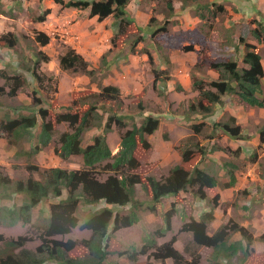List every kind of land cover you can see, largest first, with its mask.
<instances>
[{
  "label": "trees",
  "instance_id": "obj_1",
  "mask_svg": "<svg viewBox=\"0 0 264 264\" xmlns=\"http://www.w3.org/2000/svg\"><path fill=\"white\" fill-rule=\"evenodd\" d=\"M19 1L12 0L15 6H18ZM179 1L184 7L190 3L197 4L193 9L200 19L204 17L201 14L202 10L208 11L216 7L212 16L224 12L223 6L215 3L201 5L198 4L199 0ZM53 2L61 9L85 10L88 8L89 17H96L98 21L112 18L111 45L113 47L117 45L120 37L128 36V29L131 26L139 34L131 42L129 53L135 54L136 47L144 40L147 29L137 26L127 12L130 0H70L66 3L64 0H53ZM167 4L170 14H172L171 2ZM49 14L50 10L46 9L33 21L45 22ZM0 15L7 16L6 12L2 10H0ZM169 15L168 17H170ZM252 22L254 25L257 24L256 28H249L248 35L241 37L239 27L250 26ZM235 27L239 31V43L243 46L240 60L237 56L227 57L221 62L208 63L206 58H202L204 52L205 55H208L206 48L202 47L198 51L200 59L194 67L199 69L207 65L208 69L218 74V78L216 80L209 78L210 81L207 82L197 78L192 79V91L196 92L198 97L188 106V116L199 115L202 119H206L214 115L217 107L225 105L223 97L235 98L239 103H243L249 108L264 109L262 85L264 69L260 49L246 42L247 38L257 44L264 45V23L256 20L238 23L235 24ZM157 31L164 32V28L152 31L151 36H156ZM33 40L44 47L50 43L51 39L47 34L35 31ZM18 42V37L11 32L0 35L1 48L12 49ZM193 50L192 46L183 49L185 52ZM48 61L49 57L39 51L37 56L32 58L33 67L26 68V71L31 74L32 81L37 83L38 89H42L45 80L48 85L52 80L50 77L38 74L40 64ZM58 61L61 71L82 74L91 81L97 75V70L91 69L84 57L71 47H66ZM101 63L108 69L109 65L113 66L112 64L115 62L107 64L102 57ZM153 74L156 79H159L158 76L164 74V71L153 70ZM0 78L5 81V87H0V96H15L28 84L25 77L21 75L9 76L1 69ZM177 91H182V88L177 87ZM35 93L32 94V104L37 109L29 115H22L18 118L12 119L5 116L0 121V139L6 140L12 148L21 147L16 152L18 156L31 157L53 143L56 125H67L68 130L62 132L58 137L54 153L62 160L80 157L82 167L70 171L50 168L39 173L38 179L29 175L25 181H12L0 172V227L10 229L20 224L40 231L39 245L34 249L26 247V244L31 240L28 235L6 238L0 234V264H105L112 252L109 250V240L119 230L132 227L140 221L137 211L140 210L138 208L142 207L143 203L135 198L137 185H140L150 197L146 210L152 214H157V206L162 199L173 197L174 203H171L170 209L163 213L164 226L154 234H147L141 248L130 245L131 248L116 252V255L127 259L130 264H137L139 257L145 255L161 264H165L166 260H171L173 264H198L200 257L195 251L190 253L191 260L187 262L174 249V237L162 245L156 244L155 237H162L171 230V219L176 213L175 205L179 200L180 193H191L194 198L205 200V190L214 189L219 185L216 175L199 168V163L208 154L224 151V149L220 146L210 149L207 145H201L195 141L182 142L175 148L181 157V162L174 165L167 176L157 179L154 176L146 175L143 178L137 173L140 163L135 152L139 148L145 151L151 149V144L146 137L158 130L160 125L158 114L154 115L153 112L147 111L146 107L139 103L137 112L143 113V121L137 124L133 120V116L119 113L125 101L119 87L106 85L100 86L99 92L90 94L91 100H88L87 96L73 99L69 106H59L56 113L54 112L55 114L49 118L50 110L41 107L42 100ZM111 104L113 106H107ZM81 107L86 108L81 112ZM62 110L63 112H61ZM130 119L133 121L131 127L127 129V120ZM39 122V132L34 135V130L39 126ZM113 127L125 130L120 137L119 150L116 154H112L106 140V135L112 132ZM207 127L208 125L204 122L191 124L190 130L193 136L189 138L198 136ZM91 129L101 130L102 133L94 136L91 143L84 145L83 136ZM212 129L211 134L206 137L208 141H214L218 131L234 141L249 139L243 134V130L233 116H230L226 121L217 118ZM258 134V147H264V129H261ZM33 137L36 138V144L34 143L28 152L24 151L23 144L31 142ZM238 151L241 150L238 149ZM221 167L224 168L229 178L222 188L234 187L236 166L230 162H224ZM27 170L30 174L39 172V168L36 166H28ZM102 176L105 178L100 179ZM65 191V196H63ZM13 195H22L23 202L17 206L1 204V200H11ZM51 199L56 202L50 204L48 210H43L42 203ZM129 205L131 210L122 215V209ZM214 205H217V202ZM79 206L85 210L83 216H80L81 219L77 215ZM213 219V208H211L209 211L203 212L198 221L191 218L181 228V232L191 233L192 244L196 248L206 247L211 250L209 264H222L223 260L227 264H232L233 260H235L233 262L235 264H245L254 251L252 248L254 241L261 242L264 248V232L255 238L247 228L238 224H231L230 227L221 226L209 235L207 229ZM74 229L89 231V237L65 241L54 238L69 235ZM232 234H239L240 240L232 241ZM78 247L85 249L86 253L83 256L72 255V252ZM146 264L152 263L146 262Z\"/></svg>",
  "mask_w": 264,
  "mask_h": 264
},
{
  "label": "rangeland",
  "instance_id": "obj_2",
  "mask_svg": "<svg viewBox=\"0 0 264 264\" xmlns=\"http://www.w3.org/2000/svg\"><path fill=\"white\" fill-rule=\"evenodd\" d=\"M24 1V4L28 8V13L26 11V13L22 12L18 15L11 11L7 12L8 10L6 8L7 11L5 12L7 17H0V34L11 32L19 39V42L12 49L0 47V69L9 76L21 75L28 81L26 87L18 91L15 96H0V121H2L5 116H9L13 119L22 115H29L32 111H35L37 107L32 104L33 92H36V96L42 100L41 107L50 110V112H48L50 118L56 113L59 106L67 107L73 99L87 96L86 98L91 100L89 97L90 94L99 92V87L106 86L108 81L113 82L115 79L123 85L131 86V91H134V86L136 84L133 77L136 79L140 78L141 81H146V84H143L146 94L144 101L141 95H129L124 98L125 101L119 113L126 116H133V120L137 124H140L143 121V113L139 114L137 112V106L139 103H142L147 111L153 112L154 115L158 114L161 120L160 126H162V128L151 137L153 145L151 149L145 151L139 148L135 152L140 163L137 173L141 177L144 178L146 175H150L160 179L161 177L167 176L169 170L175 165V162L179 160V153L175 148L180 145V143L182 144V142L195 141L201 145H207L210 149L214 146H220L224 149V151L208 154L202 158L199 163V168H203L211 174L216 175L219 186L211 190H205V200L196 199L191 193H180L181 196L179 200L176 201L175 205V217L171 219V230L169 233L167 232L168 234L165 236L155 237L156 244L162 245L169 242L174 237V249L182 254L187 262L191 260L190 253L195 251L200 257L198 264H209L210 249L206 247L195 248L191 243V233L181 232V228L182 225L191 218L200 219L199 215H201L203 211H209L211 208H213L214 219L207 229L210 235L219 227L225 225L230 227L231 224H238L247 228L256 238L264 232V147H258V132L264 129V109L249 108L246 105L243 110L240 109L237 111L233 108L230 109L231 112H235L237 124H239L243 130V134L249 137L246 141L238 142L231 140L219 131L216 133L217 138H215L214 141H208L206 139V137L211 134L213 130L212 125L217 118L226 121L230 117L228 111H224V106L217 107L213 113L214 115L208 117L207 128H204L198 136L189 138L193 136L190 130L191 124H199V120L195 116L187 115L188 106L192 102H195L198 95L194 99L175 97V101H171L164 93L167 89L165 84L169 76L170 66L168 69H164V74L158 76L159 79H156L153 74V70L161 72V70L158 69V62L169 63V50L171 52L169 54L175 52L179 54L187 53L188 51L185 52L183 49L188 46L193 47L194 44L198 46V51L201 50L202 47L206 48V54L208 55H205L204 52L202 58H206L208 63L214 61L221 62L227 57L237 56L240 60L239 56H241V53L238 54L239 50L235 49L236 47L234 46L235 43L241 44L239 43L240 38L238 37L239 31L235 27L236 22L232 19L233 16L229 14V10H231L230 12H233V14H238L236 10L238 7L237 4L226 5L227 10L224 9V12L218 13L216 16H212L216 7L208 11L202 10L201 14L204 16L202 19H200L197 12L194 10V15L200 22L195 25L190 24L191 29L184 31L181 26L185 20H183L184 22L180 19L172 20L174 17V10L172 14H170L167 4L171 2L173 7V2L179 0H130L127 6L129 16L134 20L137 26L147 29L144 40L136 47L135 54H131L129 53L131 42L139 34L133 26L129 27L128 36L120 37L117 41V45L113 47L111 45V38L113 36L112 18L98 21L96 17H89L88 8L85 10L69 8L70 10L64 11L59 5L56 7L57 11L55 9L51 11L47 8L50 10L52 18H48L49 15L47 16L46 20H48L45 27L51 28V25H53L54 27L51 29H56V26H59V29H61L62 26H65L68 22L69 26L65 29L67 32L64 33L65 36L67 35V39L62 37L64 34L56 32L49 36L51 39L50 43L41 47L33 40L34 32L36 31L34 30L36 22L33 21L35 18V13H33V11L36 7V1ZM68 1L70 0H64L65 3ZM136 1L139 2L138 4H145L143 7L147 8L141 9L140 13L137 15V21L131 14V11L135 10L134 4H136ZM45 4H47L46 1ZM53 4L55 3L53 2ZM3 6L8 7V4H0V8ZM176 8L179 9L178 2ZM181 8L184 9V5H181ZM44 10L46 9H42L39 14L41 15ZM61 13L63 14L62 16ZM168 15L170 17H168ZM260 21L264 23V15L261 16ZM256 25L252 22L250 26H241L242 29L239 27L241 36L246 37L249 28H256ZM158 28H164V32L157 31L158 33L156 36H151L152 31ZM258 46L264 69V45L258 44ZM66 47L75 49V51L81 54L88 62L91 69L97 70V75L93 81L85 75L73 74L60 70L58 59L65 52ZM39 51L45 52L49 57V61L40 64L38 74L52 79L49 85L47 80H45L42 89H38L37 83L32 81L30 77L31 74L26 71V68L33 67L32 58L34 59ZM128 55H135L137 59L131 58V60H127ZM189 56L192 57V55ZM102 57L107 64L115 62V65L111 66L110 64L108 69L105 68L101 63ZM182 60L183 59L180 58L179 61L175 62L174 59V62L178 64ZM192 60L193 57L192 59L190 58V60L188 59V63L192 62ZM124 63L131 66L127 72H123V69L119 67V65ZM111 69H115L117 73H113L114 76L108 78ZM206 70L207 65L199 69L194 67L190 73L191 78L201 79L206 82L210 81ZM196 73L198 74L196 75ZM153 80L156 82L154 85L152 83ZM158 80L162 82L158 84ZM262 85L264 89V76L262 78ZM1 86L5 87V81L0 78V87ZM177 87H179V85H172L175 91ZM107 106H113V104ZM85 108L86 107H81L80 111L82 112ZM61 112H63V110ZM133 120H127V129L131 127ZM192 121L195 122L193 123ZM163 126L169 129L167 130ZM39 129L40 122L36 130H34V135L38 134ZM67 130V125H56L53 134V143L31 157L18 156L16 152L20 150L21 147L12 148L8 145L6 140L0 139V172L8 176L12 181H25L29 175H32L34 179H38L39 173L50 168H60L69 171L80 169L82 167L80 157H71L68 160H62L54 153V146L57 143L59 135ZM96 130L97 129H91L84 134V144L91 143L94 136L102 133L101 130H98V133H96ZM124 132L125 130L114 128L112 132L106 135V140L112 154L118 152L120 137ZM34 143L36 144L35 137L32 138L31 142H25L22 149L28 152ZM238 149L241 151H238ZM224 162H230L236 166L234 174L237 180L235 187L232 189L222 188V186L229 181L224 168L221 167V164ZM28 166L38 167L39 172H32L30 174L27 170ZM104 178L103 176L100 177V179ZM135 190L136 200L143 203V206L138 208L140 210H136L140 216V222L132 227L121 229L114 234L113 238L108 242L109 250L112 252L105 264H130L127 260L119 259L116 252L127 250L130 245L141 248L147 234H154L158 229L164 226L163 204L161 203L157 206V214L155 217H152L150 212L146 210L150 202V197L144 192L140 185H137ZM65 193L66 191L63 193V196H65ZM23 198L22 195H13L11 200H1V204L5 206H17L23 202ZM54 202H56L54 199L47 200L42 203L41 206L43 210H48L49 205ZM215 202H217V205H214ZM97 207L99 208V206ZM78 209L77 215L80 218V216H83L85 213V210H82L83 207L81 206H79ZM169 209L170 204L166 211ZM130 210V208H124L121 214L125 215ZM0 234L6 238L28 235L31 240L26 244L27 248L34 249L39 245L38 236L40 231L27 225L18 224L10 229L0 227ZM89 234V231L74 229L69 235L56 236L54 238L64 241L67 239L81 240L88 238ZM231 240H240V235L232 234ZM252 248L254 251L246 260L245 264H264L263 244L256 240L253 242ZM85 253L86 251L84 248L78 247L72 252V255L83 256ZM146 262L161 264L158 261H153L152 258H148L146 255L139 257L137 264H146ZM233 262H235V260H233ZM233 262L232 264H235ZM165 264L173 263L171 260H166ZM222 264L227 263L223 260Z\"/></svg>",
  "mask_w": 264,
  "mask_h": 264
},
{
  "label": "crops",
  "instance_id": "obj_3",
  "mask_svg": "<svg viewBox=\"0 0 264 264\" xmlns=\"http://www.w3.org/2000/svg\"><path fill=\"white\" fill-rule=\"evenodd\" d=\"M23 1L24 0H20L18 2L19 3L18 6H15V4L12 2V0H0V4H8V7L7 6H3V7L0 8V10H2V11H7L8 10L7 12H9V9H11L12 13H17L18 15L21 14L22 12L26 13V11L28 13V8L24 4L25 1L24 2ZM35 1H36V3H35L36 7H35V9L33 11V13H35V17L40 15L39 13H40V11L42 9L49 8L52 11L54 9L56 10L57 9L56 7L58 6V5L53 4L52 0H45L47 2V4H45L44 0H42V1L35 0ZM177 2H178V8L179 9L176 8ZM138 3L139 2L136 1V4H134L135 10L131 11V14L136 19V21H137V15L140 13L141 9L145 8V7H143V6H145V4H138ZM210 3L211 4L215 3L217 5H222L223 8L226 9V10H227V6L226 5H235V4H237L238 7L236 8V10L238 11V14H233V12H230L231 10H229V14H231L233 16L232 19L234 20V22H236V24H238V23H247V22L256 21V20L260 21L261 16L264 15V0H199L198 1V4H201V5H206V4H210ZM181 5H182V3L180 1L173 2L174 17L172 18V20L180 19L182 22H184L183 20H185V22L183 23L181 28L184 31H186V30L191 29L190 24L195 25L196 23L200 22V20L194 15L193 7L195 5H197V4L190 3V4L186 5L184 7V9L181 8ZM6 8H7V10H6ZM145 9H147V8H145ZM68 10H70V9H64V11H68ZM50 14H49L48 18H52L51 17L52 15H50ZM62 15L63 14L61 13V16ZM0 17L4 18L3 15H0ZM5 17H7V16H5ZM47 20L45 22H42V23H37L36 22L34 30L39 31V32H43V33L47 34L48 36H50L52 34H55L56 32L59 33V34L60 33L64 34L65 32H67V30H65V29H67V27L69 26L68 22H67V24L65 26H62L61 29H59V26H56V29L55 28L51 29L52 27H54L53 25H51V28H46L45 27L46 23H47ZM62 37L64 39L65 38L67 39V35L65 36V34L62 35ZM246 42L249 43V44L255 45L256 47L259 48L258 44L255 41H253L252 39H247L246 38ZM234 46L239 50L238 54L241 53V55H242L243 46L238 44V43H235ZM193 47H194V51L187 52V53H190V54H187V53L179 54V53H177L175 51H174L175 53L169 54V53H171L170 50H169L168 51L169 52L168 53V61H169V63L158 62V69L161 70V71H164V69L165 70L168 69V67L170 66V68H169V76H168V79H167L166 84H165V87H167V89L164 91V93H165V96H167V98H170L171 101H175V97H180V98L186 97V98H189V99H194V98L197 97L196 92L192 91V87H191V85H192V80L191 79L192 78H191L190 73H191V70L194 68V66L199 62L200 56L198 54V46L196 44H194ZM189 55H192V57H193V60L190 63H188V59L190 60V58L192 59V57H190ZM136 57L137 56H135V55H128L127 60H131V58L137 59ZM180 58L183 59V60L181 62H179L178 64L175 63L176 61H179ZM174 59H175V62H174ZM114 65L115 64H113V66ZM119 67L123 69V72H127V71H129L128 69L131 66L129 64L124 63V64L119 65ZM113 73H117V71L115 69H111L109 71V75H108L109 77L108 78H111L112 76H114ZM206 73L209 76V78H211V79L216 80L218 78V74L216 72L208 69V68L206 70ZM197 74L198 73H196V75ZM133 80L135 81V84H136L134 86V91H131V86L123 85V84H121L119 81H117L115 79H114L113 82L108 81L107 85H114V86L119 87V89L121 90V93H122V95L124 97H127L129 95H141L142 96V100L144 101V99L146 97V94H145V91H144V87L145 86L143 84H146L145 83L146 81H144V80L141 81L140 78L136 79L134 77H133ZM161 82L162 81H160V80L157 81L158 84H160ZM152 83L154 85V80H153ZM172 85H174V86L179 85L182 88V91H179V92H177V90L175 91L174 88H172ZM223 100L225 101L224 111H228L230 116H233L234 118H236L235 117V112L234 111L231 112L230 109L233 108L234 110L238 111L240 109L243 110V108L245 106L243 103H239L238 100L235 99V98H228V97L224 98L223 97ZM195 117L198 118V120H199L198 122L199 123L200 122H204V123H206L208 125V123H207V119L208 118L202 119V117L199 116V115H195ZM192 122L194 123L195 121H192ZM160 125H161V120H160ZM160 125H159L158 130L160 128H162V126H160ZM163 127L166 128L167 130L169 129L166 126H163ZM113 129H114V127H113ZM157 131L155 133H157ZM96 133H98V130H96ZM154 134L146 137L152 147H153V145H152L151 137H153ZM86 144H89V143H86ZM86 144H84V145H86ZM24 151H27V150H24ZM15 152H16V150H15ZM178 156H179V160L177 162H175V165H177V164H179L181 162V157H180L179 154H178ZM20 157H22V156H20ZM236 180H237V178H236ZM235 185H236V183H235ZM235 185H234V187H235ZM234 187H232V188H234ZM232 188H227V189H232ZM161 203L163 204V211L166 212V209H167L168 205L169 204L171 205V203H174V198L173 197L164 198V199H162ZM125 208L128 209L130 207L127 206ZM157 210H158V208H157ZM150 215L152 217H155L156 214L150 213ZM199 216H201V215H199ZM174 217L175 216H173L172 219H174ZM195 220H199V219L195 218ZM168 233H166L165 235H167ZM191 243H192V241H191ZM210 252H211V250H210ZM209 258H210V255H209ZM119 259L127 260V259H125L123 257H119Z\"/></svg>",
  "mask_w": 264,
  "mask_h": 264
},
{
  "label": "clouds",
  "instance_id": "obj_4",
  "mask_svg": "<svg viewBox=\"0 0 264 264\" xmlns=\"http://www.w3.org/2000/svg\"><path fill=\"white\" fill-rule=\"evenodd\" d=\"M55 203V202H54Z\"/></svg>",
  "mask_w": 264,
  "mask_h": 264
}]
</instances>
